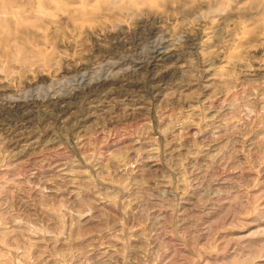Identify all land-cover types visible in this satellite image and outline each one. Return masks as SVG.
Segmentation results:
<instances>
[{
    "label": "rangeland",
    "instance_id": "1",
    "mask_svg": "<svg viewBox=\"0 0 264 264\" xmlns=\"http://www.w3.org/2000/svg\"><path fill=\"white\" fill-rule=\"evenodd\" d=\"M147 9L0 0V264H264V0Z\"/></svg>",
    "mask_w": 264,
    "mask_h": 264
},
{
    "label": "bare ground",
    "instance_id": "2",
    "mask_svg": "<svg viewBox=\"0 0 264 264\" xmlns=\"http://www.w3.org/2000/svg\"><path fill=\"white\" fill-rule=\"evenodd\" d=\"M122 2H124V11L126 12H131V13H146L149 12L150 10H148L147 8H149V6H151V3L154 2V0H122ZM151 9V8H150ZM85 15V14H83ZM86 16V15H85ZM124 35H119L117 39H119L118 44L120 46H124V44L126 42H124ZM207 36V35H206ZM196 40V36L191 35V37L189 38V41H193ZM179 53H177L176 51H171L168 55V58L171 61L174 60H178L180 57L178 56ZM177 62V61H176ZM102 85H106V83H102ZM101 83L98 86H102ZM64 99L62 98H56L55 101L56 103L54 104L56 107L58 106L60 110L64 109V106H61L63 104V102L61 103V101H63ZM12 108H17V109H22L20 106L16 105L15 107ZM63 111V110H62Z\"/></svg>",
    "mask_w": 264,
    "mask_h": 264
}]
</instances>
